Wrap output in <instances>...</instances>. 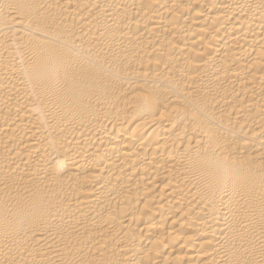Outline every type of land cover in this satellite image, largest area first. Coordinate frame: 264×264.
<instances>
[{
	"label": "bare ground",
	"instance_id": "1",
	"mask_svg": "<svg viewBox=\"0 0 264 264\" xmlns=\"http://www.w3.org/2000/svg\"><path fill=\"white\" fill-rule=\"evenodd\" d=\"M0 264H264V0H0Z\"/></svg>",
	"mask_w": 264,
	"mask_h": 264
}]
</instances>
